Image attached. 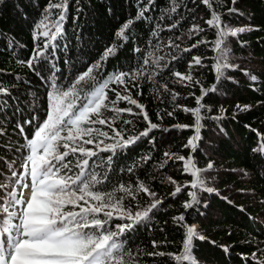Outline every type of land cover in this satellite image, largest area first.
I'll list each match as a JSON object with an SVG mask.
<instances>
[{"label": "trees", "instance_id": "trees-1", "mask_svg": "<svg viewBox=\"0 0 264 264\" xmlns=\"http://www.w3.org/2000/svg\"><path fill=\"white\" fill-rule=\"evenodd\" d=\"M47 3L48 0H5L0 5V84L12 90V99H9L6 109L7 117L0 119V124L7 128V140L14 146L23 144V137L14 131L17 123L34 116L42 120L45 116L46 94L50 90L46 80L50 76L51 63L60 69L57 83L68 85L87 65L99 58L106 46L116 41L114 33L127 19L135 17L146 0H69L64 35L56 42L59 47L55 56L49 58L51 63L42 62L38 66L40 75H36L18 61L26 60L34 45L42 42L43 38L34 40L33 34L39 32L35 25L43 18ZM176 3L179 6L174 13L170 11L173 0H155L154 6L149 5L145 19L137 21L130 29V41L107 61L102 73L107 76L116 71L141 67L144 58L151 52L153 55L148 57L149 65L143 66L145 76L136 81L139 88L130 87L129 93L125 94H130L143 104L152 122L160 127L130 148L117 150L110 162L107 157L111 153H100L90 160L92 167L89 171L96 172L103 180L101 185H97L101 191L111 192L121 184L131 185L134 189L139 181H143L157 193L156 199L163 200V204L150 214L149 220L124 237L127 247L139 253L140 264H175L168 256L154 257L144 253H178L182 247L184 229L178 227L172 218L181 213L185 215L187 224L197 225L200 234L206 237L203 241L195 240L193 251L199 264H254L253 252L264 258V155L253 151L258 146L260 134H264V0H239L236 5L239 14L231 15L227 13V8L231 7L230 0H214L213 9L221 13L229 27L248 28L237 37L229 38V62L238 65V68L226 70L225 75L232 79L218 83L212 70L217 55L212 46L215 30L205 24L213 9L203 5L200 0H176ZM171 24L177 27L171 29ZM194 24L205 31L189 37V30ZM153 30L158 31V36H152ZM200 39L208 43L191 52L183 51ZM10 41H14V44L8 47ZM169 41L180 47L169 48ZM136 47L141 51L134 52L133 48ZM161 56L164 59L157 68L152 61ZM173 56L177 59L173 60ZM193 56L203 59L202 66L192 69L194 79L200 83L177 82L172 73L187 74ZM245 71L255 75L257 80L250 81ZM154 72H158V75L149 80L147 74ZM214 84L217 91L210 92L202 101L207 107L201 110L202 126L193 152L183 145L196 135L195 128L176 129L173 125H193L195 118L182 108L196 107L195 97L201 95V87L208 89ZM173 94H177L175 100ZM109 97L115 99L111 92ZM176 105L182 107L176 108ZM237 105L251 107L242 112ZM118 107H132L134 112H139L126 101H121ZM174 109L173 116H168L167 112ZM157 113L160 114L159 118ZM109 115L106 113V116ZM216 116H224V119H214ZM125 119L133 123L124 124L122 121ZM36 122L34 120L32 125H24L29 137ZM112 126L123 129L127 136L144 130L146 123L142 116L123 113ZM93 127L112 135L107 125ZM166 128L170 130L164 131ZM112 142L105 140V143ZM165 152L185 157L191 155L200 168L212 162L214 167L206 176L210 177L208 186L214 187L216 192H198L201 203L185 211L182 205L188 199L190 189L171 196L175 186L168 182V177L175 179L179 185L191 177L182 173L183 162L173 159L164 165L167 159L163 155ZM7 157L8 161H15L17 165L21 160L19 152L9 151ZM142 157L151 159L144 161ZM129 168H132L131 172ZM104 175L107 176L106 180L103 179ZM0 176L5 177V183L8 182L6 172L0 171ZM115 195L124 194L116 192ZM135 195L134 200L131 197L124 200L133 211L151 202V198L143 193ZM225 196L231 203L223 199ZM119 222L113 219L111 224ZM152 241L157 242V248L152 247ZM225 245L230 250L228 255L222 250Z\"/></svg>", "mask_w": 264, "mask_h": 264}, {"label": "snow or ice", "instance_id": "snow-or-ice-1", "mask_svg": "<svg viewBox=\"0 0 264 264\" xmlns=\"http://www.w3.org/2000/svg\"><path fill=\"white\" fill-rule=\"evenodd\" d=\"M200 2L213 9L214 0H200ZM4 3L5 0H0V5ZM230 3L231 7L227 8V13L239 14V9L236 7L239 0H230ZM149 5L154 6L155 0H146V4L140 6L135 17L127 19L114 33L116 41L106 46L96 61L87 65L65 86L57 83V73L60 69L55 63H51L49 58L55 56L59 47L56 42L64 35L69 0H48L43 9V18L35 25V29L39 32L33 34L34 40L38 41L40 38L43 40L34 45L31 55L26 60L18 61L36 75H40L38 66L42 62L51 63L50 76L46 80L50 90L46 94L45 116L42 120L34 116L16 124L14 131L23 137L22 145L14 146L10 143L7 140L9 135L7 128L0 124V145H2L0 171L7 173L8 180L5 183V177L0 176V264H140L139 253L127 247L124 237L149 220L150 214L163 204V200L156 199L157 193L143 181H139L134 189L131 185L121 184L111 192L101 191L97 185H101L103 180L96 172L89 169L92 167L90 160L98 157L100 153H111L112 155L107 157V161L110 162L117 150L130 148L142 138H148L153 130L160 127L159 124L152 122L143 104L132 98L130 94H125L129 93L130 87L139 88L136 81L145 76L143 66L149 65L148 57L153 55L151 52L144 58L141 67L131 71H116L107 76L102 75L107 61L114 58L130 41V29L137 21L145 19ZM178 6L176 0H173L170 11L176 12ZM205 24L209 29L215 30L212 46L217 55L214 57L212 70L216 82L231 80L232 77L225 75L226 70H235L238 65L229 62V38L237 37L245 32L246 28L229 27L223 21L221 13L214 9ZM176 27V24L169 26L171 29ZM204 31L205 29L200 25L194 24L188 35L198 36ZM151 34L156 37L158 31L153 30ZM206 43L208 41L204 39L197 40L183 51L191 52L192 49ZM13 44L14 41H10L7 46L11 47ZM167 46L180 47L173 41H169ZM155 47L159 48L160 45ZM133 51L140 52L141 49L136 47ZM163 59L162 56L158 57L152 63L158 68ZM172 59L175 60L177 57L173 56ZM202 65L203 59L200 56H193L188 64L187 74L173 72L172 75L177 78V82L199 84L200 82L192 75V69ZM155 75H158V72L148 73L147 78L153 80ZM245 75L252 82L257 80L255 75L247 71ZM16 79L19 80L20 77L17 76ZM164 87L167 88L166 85ZM216 91L215 84L208 89L201 87V95L195 97L197 106L182 108L185 113L193 115L194 124H176L173 127L176 129L194 127L196 131V135L183 145L184 148H191L193 152L196 150L195 142L199 139L203 119L201 110L207 107L202 101L210 92ZM110 92L115 95V99H110ZM176 95L173 94V100ZM9 99H12V90L0 84V119L7 117ZM121 101L135 106L139 112H134L132 107H118ZM181 107L176 105V108ZM236 107L239 111L246 112L251 106ZM174 111L175 109L167 112V115L173 116ZM106 113L111 115L106 116ZM123 113L142 116L146 123L144 130L136 135L125 136L123 129L113 127V123L120 119ZM157 116L159 118L160 114L157 113ZM214 119L223 120L224 116H216ZM34 120L37 122L29 137L24 125H32ZM122 122L126 125L133 123L128 119ZM94 125H107L112 135L93 127ZM169 130L164 129V131ZM105 140L113 142L105 143ZM9 151L20 153L21 160L18 165L15 161H8ZM253 151L264 155V134H260L258 146ZM163 155L167 158L163 162L164 165L173 159L183 162L182 173L191 177L183 185L168 177V182L175 186L174 191L170 193L171 196L175 197L185 189H190L187 192L188 199L182 205L185 211L201 203L198 192L209 194L216 192L214 187L208 186L210 177L206 176V173L214 167L212 162H209L205 168H200L191 155L185 157L172 152H165ZM141 159L147 161L151 157ZM128 171L131 172L132 168ZM103 179L106 180L107 176L104 175ZM116 192L124 195L116 196ZM136 193L147 195L151 198V202L133 211L124 200L126 197L136 199ZM223 199L231 203L227 196ZM113 219L120 222L112 225ZM172 219L178 227L184 229L182 247L178 253L153 251L144 254L154 257L168 256L175 264H199L193 251L195 240L203 241L206 237L200 234L197 225L186 223L183 213ZM212 243L215 244L214 241ZM152 247L157 248L156 241H152ZM222 250L225 255L229 254L228 246H222ZM251 255L254 264H264V258L258 257L255 252Z\"/></svg>", "mask_w": 264, "mask_h": 264}, {"label": "rangeland", "instance_id": "rangeland-1", "mask_svg": "<svg viewBox=\"0 0 264 264\" xmlns=\"http://www.w3.org/2000/svg\"><path fill=\"white\" fill-rule=\"evenodd\" d=\"M239 28V27H238ZM248 28H246V30H247Z\"/></svg>", "mask_w": 264, "mask_h": 264}]
</instances>
